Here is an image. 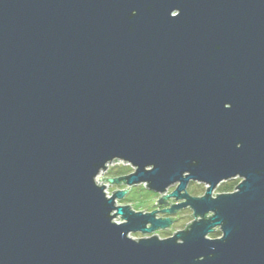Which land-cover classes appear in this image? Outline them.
Here are the masks:
<instances>
[{"label":"water","instance_id":"95a60500","mask_svg":"<svg viewBox=\"0 0 264 264\" xmlns=\"http://www.w3.org/2000/svg\"><path fill=\"white\" fill-rule=\"evenodd\" d=\"M114 154L140 167L112 183L179 178L176 203L105 199L91 177ZM184 208L165 241L121 235ZM0 264H264V0H0Z\"/></svg>","mask_w":264,"mask_h":264},{"label":"clouds","instance_id":"9594fccd","mask_svg":"<svg viewBox=\"0 0 264 264\" xmlns=\"http://www.w3.org/2000/svg\"><path fill=\"white\" fill-rule=\"evenodd\" d=\"M136 9L133 8L132 9V14L135 15L136 14ZM181 11V10H180ZM179 13H172L170 11V16L175 18L177 15H179ZM229 103V107H231V103ZM237 148L241 147V144L238 142L236 145ZM114 162H118L119 164V170L114 169L113 168V163ZM193 163L195 164L196 161L193 160ZM140 165L137 163H134L131 159L126 158L123 155L120 154H114L112 155V159L109 161H106V167L105 168H101L99 169V172L97 174L92 175L91 179L93 184L97 187L102 189V193L105 197V199H112L113 200V195L116 191H124L126 193V198L125 200H120V199H116L113 200L115 205H119L122 203H128L131 206L129 207V210L133 213L136 212H140V211H151L152 207H161V205L157 204V197L154 196L152 197L149 205L147 206V208L145 207V205L141 204L139 202V198L136 197L134 194L137 193L138 190H144L147 191L148 189V184L150 183V181L148 179H139L137 181H139V183H125V182H121L119 184H114L111 182L112 177L116 176V175H126L127 173L130 172H134L137 173V169H139ZM156 165L155 163H146L144 165V170L147 172L153 171L155 169ZM191 173L190 169H184L181 172V177H187L189 176V174ZM233 181H232V187L228 190H224L221 186H218L215 190H213L210 193V197L212 199H216L217 197H219L221 194H234L237 193L239 191L238 186L241 185L246 179L247 177L245 175L240 174L239 172L235 173L233 176ZM180 179H174L170 182H168L167 184H165L166 190L164 192L159 193L158 195H163L165 197H169V194L173 192L174 188L176 187L177 182ZM104 186V187H102ZM209 185L208 184H204V185H199L197 182H193L192 184L189 185L188 187V191L191 192L194 196H198V197H204L205 196V192L204 189H206ZM128 197H133L134 199H129ZM172 202H176L174 197H169V203ZM167 206V205H165ZM112 212H109V215H111ZM207 214V216L209 217H214L215 216V210L214 209H209L207 210L203 215ZM200 216L198 215L195 217V221H201L200 220ZM116 224L117 226L122 225L124 223H126L127 221L121 216V215H116ZM194 221L189 220L188 221V225H192ZM215 225H217L216 228V232L218 233V235L215 236V238H210V236L207 234L206 236H204L205 239H210L211 240H217V239H221L222 237L225 236V232L222 230L220 231L219 226H222V222L220 223H216ZM186 225L181 224L179 226H174L173 230H175L176 227H185ZM121 235L126 236L127 238H130L132 241L135 242H139L142 239H147V238H141V234L139 232L134 231L133 229H129L126 232H122ZM160 241H165L166 238L165 236L161 235L158 238ZM177 244H183L184 240L183 238H178L176 240ZM197 260H204V256L201 255L199 257L196 258Z\"/></svg>","mask_w":264,"mask_h":264},{"label":"rangeland","instance_id":"374dc122","mask_svg":"<svg viewBox=\"0 0 264 264\" xmlns=\"http://www.w3.org/2000/svg\"><path fill=\"white\" fill-rule=\"evenodd\" d=\"M113 168L114 169H119V164H118V162H114L113 163ZM115 177V176H114ZM231 181H233V180H230V181H228V182H231ZM193 182H191L190 184H192ZM189 184V185H190ZM199 184V183H198ZM199 185H204V184H199ZM189 187V186H188ZM176 188V187H175ZM174 188V189H175ZM174 191V190H173ZM206 191V189H204V192ZM189 192V191H188ZM191 195H193L191 192H189ZM136 197H138L139 198V202L141 203V204H143V205H145V207L147 208V206L149 205V203H150V201H151V199H152V197H154V196H156L157 197V200L159 199V197L161 196V195H158V193H154V192H152V191H149L148 189H147V191H144V190H138L137 191V193L136 194H134ZM194 196V195H193ZM125 198H126V196H125ZM125 198L124 199H122V201L123 200H125ZM129 199H134L133 197H128ZM157 202V201H156ZM169 202V201H168ZM176 202H172V204H175ZM119 205H130V204H128V203H122V204H119ZM131 206V205H130ZM171 206V204L169 203L167 206H164V207H166V208H168V207H170ZM160 208H162V207H152V209H151V211H153V210H160ZM165 209V208H164ZM162 210V209H161ZM145 211H147V210H145ZM192 214H193V212L191 211V209L190 208H184V209H181V211L180 212H178L177 214H175V215H173V217H175L176 218V220H175V222H174V224L172 225V227H170L169 229H162V230H158V231H156L154 234H147V235H144V234H142V233H140L141 234V237H145V236H151V235H157V236H161V235H163V236H165L166 238H168V237H170V236H172L175 232H177V231H180V230H183V229H185V227L187 226V224H188V221L189 220H192L193 221V216H192ZM161 215H163V216H165V214H160V216ZM116 220V219H115ZM181 224H184V225H186L185 227H176L175 228V230H173V228H174V226H179V225H181ZM216 235H218V233L217 232H215L214 234H211L210 235V237L211 238H215V236Z\"/></svg>","mask_w":264,"mask_h":264},{"label":"trees","instance_id":"16d2710c","mask_svg":"<svg viewBox=\"0 0 264 264\" xmlns=\"http://www.w3.org/2000/svg\"><path fill=\"white\" fill-rule=\"evenodd\" d=\"M119 170V169H118ZM131 173V172H130ZM129 174V173H127ZM117 176H122V175H116L115 177ZM221 187L226 191L228 189H230L232 187V181L231 182H225L221 185Z\"/></svg>","mask_w":264,"mask_h":264},{"label":"flooded vegetation","instance_id":"af4514ba","mask_svg":"<svg viewBox=\"0 0 264 264\" xmlns=\"http://www.w3.org/2000/svg\"><path fill=\"white\" fill-rule=\"evenodd\" d=\"M229 181H230V180H229ZM227 182H228V181H227ZM224 183H225V182H224ZM222 184H223V183H222ZM222 184H221V185H222ZM221 185H220V186H221ZM161 207H162V208H160V211H161V209L163 210L164 208H166V207H164V206H161ZM180 211H181V210H179L178 212H180ZM191 211H192V210H191ZM161 216H162V217H165V216H163V215H161ZM175 220H176V219H175Z\"/></svg>","mask_w":264,"mask_h":264}]
</instances>
